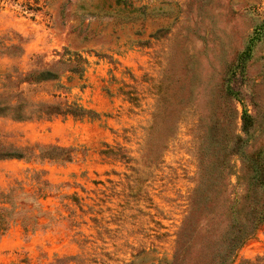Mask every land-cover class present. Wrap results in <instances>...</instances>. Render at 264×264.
I'll list each match as a JSON object with an SVG mask.
<instances>
[{"label":"rangeland","instance_id":"1","mask_svg":"<svg viewBox=\"0 0 264 264\" xmlns=\"http://www.w3.org/2000/svg\"><path fill=\"white\" fill-rule=\"evenodd\" d=\"M263 18L264 0H0V93L96 113L0 116V144L35 153L0 159V206L12 208L0 264L171 262L201 159L213 158L211 125L238 130L229 110L245 106L258 115L249 149L264 143V42L246 79L232 81L243 100L223 93ZM12 44L22 50L5 49ZM66 50L81 74L41 83L9 77L53 65ZM41 146L67 148L71 158L41 156ZM231 161L236 183L243 164ZM242 259L264 264V225L239 249Z\"/></svg>","mask_w":264,"mask_h":264},{"label":"trees","instance_id":"2","mask_svg":"<svg viewBox=\"0 0 264 264\" xmlns=\"http://www.w3.org/2000/svg\"><path fill=\"white\" fill-rule=\"evenodd\" d=\"M260 42H264V18L254 26L244 48L227 71L223 88L226 100H232L234 104L243 100L241 91L233 86L232 81L238 77L246 79L248 63L254 58ZM11 48L22 50L19 45L5 46L6 50ZM2 52L11 54L10 51ZM66 52L69 53L66 50L53 65L9 77L18 83H41L58 80L66 72L81 74L84 67L71 57L65 59ZM58 114L96 115L77 104L29 101L20 91L0 93V116L22 122ZM229 115L233 120L240 119V128L233 131L231 128L225 130L218 122L211 125L207 138L213 158L209 160L208 157L206 161L204 156L201 159V177L177 233L174 258L165 264H254L249 259L237 262V258L239 249L264 225V143L254 150L249 149L258 130L257 114L245 106L240 112L235 105L230 108ZM40 149L43 151L41 156L51 157L52 154L46 152L58 150L64 154L63 160L71 158L70 150L64 147L41 146ZM28 150L35 154L33 147L21 149L0 144V159H21ZM234 155L239 156L243 164L236 183L228 179L234 174L231 161ZM5 194L0 191V195ZM11 211L12 208L6 205L0 206V236L8 229ZM197 243L200 248L193 255Z\"/></svg>","mask_w":264,"mask_h":264}]
</instances>
